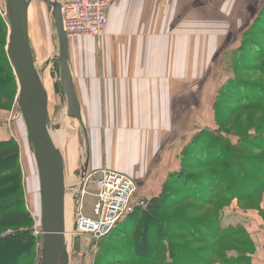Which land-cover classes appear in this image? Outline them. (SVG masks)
Wrapping results in <instances>:
<instances>
[{
  "label": "crops",
  "instance_id": "1",
  "mask_svg": "<svg viewBox=\"0 0 264 264\" xmlns=\"http://www.w3.org/2000/svg\"><path fill=\"white\" fill-rule=\"evenodd\" d=\"M263 8L264 0H119L108 10L100 39L70 40L89 132L88 174L117 172L134 179L145 198L160 193L179 169L185 146L212 129L210 114L204 129L196 128L200 111L193 102L199 103L201 75L208 79L220 50L239 43ZM183 104L191 105V114L179 112ZM193 114L195 129L179 131L176 123ZM92 206L86 203L88 217ZM229 209L234 216L227 220ZM261 209L241 211L234 201L223 212L224 226H243L251 235L252 264H264V197Z\"/></svg>",
  "mask_w": 264,
  "mask_h": 264
},
{
  "label": "trees",
  "instance_id": "2",
  "mask_svg": "<svg viewBox=\"0 0 264 264\" xmlns=\"http://www.w3.org/2000/svg\"><path fill=\"white\" fill-rule=\"evenodd\" d=\"M0 10V98L9 102L17 92V80L6 52L7 18ZM264 8L243 37L255 25L264 26ZM264 44V43H263ZM247 67L263 74L258 82L236 74L215 97L217 129L197 133L182 151L180 167L171 173L147 208L135 212L99 245L97 264H252L256 244L243 226L223 225V212L234 201L242 211H260L264 196V45ZM237 64L245 63L242 55ZM259 57V58H258ZM56 68L60 73L59 64ZM227 85L232 89H226ZM54 91L61 95L60 84ZM239 104L230 107L224 97ZM18 104V103H17ZM0 107L5 108L4 105ZM237 109L261 117H246L244 129L231 119ZM239 111V112H240ZM226 135V136H225ZM231 135L239 137L234 143ZM20 146L14 139L0 140V264H26L34 257V218L27 208L19 164ZM195 168L196 170H190ZM187 187V191L178 188ZM188 200L181 205V201ZM191 201V202H190ZM193 201V202H192Z\"/></svg>",
  "mask_w": 264,
  "mask_h": 264
},
{
  "label": "rangeland",
  "instance_id": "3",
  "mask_svg": "<svg viewBox=\"0 0 264 264\" xmlns=\"http://www.w3.org/2000/svg\"><path fill=\"white\" fill-rule=\"evenodd\" d=\"M29 28L33 53L37 57L36 66L40 73V77L43 81V84L44 80H46L48 76L50 84L49 91L47 92L45 85L44 88L48 94V111L50 118V126L52 129V133H55L57 135L55 137V140L57 141V144L60 148L59 150L64 158L66 185L68 186V188L70 187V189L68 190L72 191L78 179L75 175L76 171H73L74 168H71V166L76 165L78 170L81 165L85 163L87 149L86 144H82L85 142V139L79 122L68 117L65 96L57 95L54 91V85L59 82V71L56 68V63H58L56 60L59 55V47L54 22L49 8L44 2V0L32 1L29 7ZM8 37L9 28L7 24V30L4 35V38L6 39V52ZM243 40L244 46L241 47V51L236 55H242L245 63L237 64L235 68H232V65L235 64V59H238V57L233 56V54L242 45V43L239 42L228 51L220 50V56L213 62V64L209 68L211 70V73L209 76H207V80L204 79L205 74L201 75L200 95L198 97L199 103L196 104L197 102L195 100L193 102V105H195L194 107H197L200 111L199 124L196 126V128H201V130L204 129L203 123H205L207 115L210 114V116H213L210 125H212L213 130L217 129L215 123V111L212 106V100L214 102L215 97L218 96L220 89L223 87V85H226V83L233 79V77L235 76L234 74H236L237 77L243 79L244 81L253 80L254 82H258L259 79L261 80V78L263 77V74L261 72L255 70L252 67L247 66L255 60L253 58L254 56H252L251 54L252 51L254 50V53L256 52L255 54H257V52L259 54V51H255L257 48L256 45L264 43V26L259 29V26L255 25L253 28L250 29L248 35L243 37ZM228 88L232 89V86L227 85L225 87V90ZM18 92L19 87L17 83V92L15 93L12 100H10L9 102H5L4 99L0 98V106H5V108L0 107V140L14 139L20 146L19 164L21 166V181L23 187V194L26 200L28 210L31 212L33 217H35L34 226L32 230L34 231V236L37 239V247L34 257L28 262H26V264H41L43 259L44 247V233L41 222V183L36 155L33 149L31 148L29 132L19 104H17ZM223 97L225 105L230 107H239L240 103L237 104L233 100H228L227 96ZM177 108L179 109V112H189L191 114L192 111L191 105H177ZM239 111L240 109H237L234 113H232L230 120L228 117L227 119L225 118L222 120L223 124L227 128H229V126H231L233 122L237 121L235 125L238 126V128H240L241 130H243L245 126L244 123L246 117L248 118L254 116L255 122L253 123L257 124L259 120H262L260 119L261 117L259 116V114L255 115L253 111ZM195 116L196 115L193 114L189 117V119L185 118L184 120H182V122H177L176 124L180 123V126H178L177 129L179 131L184 130L188 127L195 129V119H193ZM230 137L231 140L234 141V143L239 142V137L233 135H231ZM190 170L196 169L193 168ZM137 185L138 194L141 195L139 192V184ZM178 188L184 190L185 192L188 190L187 187L183 185H179ZM88 190L92 192L94 190V187L92 185H89ZM76 195L77 194H74L72 197L74 198ZM146 197L150 199V194L148 193ZM190 199L191 198H188L185 201L182 200L181 205ZM93 200L94 199L92 197H86L85 199L86 203L89 204V206H92V204L94 203ZM76 201L77 200L74 199V210L76 209ZM262 201L263 198L261 200V204ZM68 210L69 209L67 208L66 214H68ZM231 210L232 209L225 211L224 217L226 216L227 220H230L229 218L234 216L232 213H230ZM251 210L252 209H250L249 211ZM260 213H263V211L260 210ZM73 224L74 218L72 217L70 226L72 227ZM225 225H227V223ZM35 232L37 233V235L35 234ZM70 241L72 240L65 236V244L67 246L70 245ZM81 245V241L77 239V241H75L76 247L74 249L77 250L82 248Z\"/></svg>",
  "mask_w": 264,
  "mask_h": 264
},
{
  "label": "water",
  "instance_id": "4",
  "mask_svg": "<svg viewBox=\"0 0 264 264\" xmlns=\"http://www.w3.org/2000/svg\"><path fill=\"white\" fill-rule=\"evenodd\" d=\"M33 0H0V9L7 18L9 37L7 54L16 77L19 92L18 104L26 123L30 145L39 169L42 196V229L44 233L43 259L41 264H70L71 243L64 247L66 235L64 222L65 163L59 148L50 139L48 94L36 66L33 53L29 7ZM51 13L58 39L59 84L66 98L68 117L79 122L84 134L87 155L85 163L75 172L82 177V192L90 162L89 133L77 95L70 66V40L64 30L62 8L58 0H44ZM71 242V241H70Z\"/></svg>",
  "mask_w": 264,
  "mask_h": 264
},
{
  "label": "built area",
  "instance_id": "5",
  "mask_svg": "<svg viewBox=\"0 0 264 264\" xmlns=\"http://www.w3.org/2000/svg\"><path fill=\"white\" fill-rule=\"evenodd\" d=\"M58 1L62 8L65 33L69 40H73L80 37L100 39L107 29L108 10L119 0ZM89 185L94 187L92 192L88 190ZM86 197L94 199L92 217L85 214ZM76 200L71 228L70 264H97L101 241L137 208L145 209L149 205V200L138 194L134 179L108 170L89 173ZM77 239L81 241L82 248L75 250Z\"/></svg>",
  "mask_w": 264,
  "mask_h": 264
},
{
  "label": "bare ground",
  "instance_id": "6",
  "mask_svg": "<svg viewBox=\"0 0 264 264\" xmlns=\"http://www.w3.org/2000/svg\"><path fill=\"white\" fill-rule=\"evenodd\" d=\"M44 85H45V88H46V90L48 92L49 88H50L48 76H47V79L44 80ZM49 135H50V139L53 141V143L56 145V147L59 148V146L57 144V141L55 140V137L57 135L55 133H52V129H50ZM77 179L78 180L75 183L72 191H69L68 189H70V187L68 188V186L65 185V191H66L65 194L67 193L66 194V198H65V204H64V222H65V229H66V235H64V247L65 248L67 247V245L65 244V236L68 237L71 240V228L72 227L70 225H71V219H72L73 214H74V198L72 196L74 194H78L80 192L81 186H82V177L81 176H77ZM67 208L69 209L68 210L69 211L68 214H66V212H67L66 209ZM58 264H61V262L59 261Z\"/></svg>",
  "mask_w": 264,
  "mask_h": 264
}]
</instances>
